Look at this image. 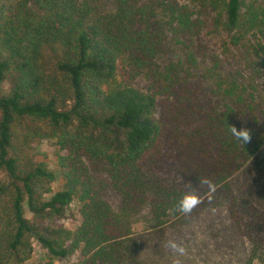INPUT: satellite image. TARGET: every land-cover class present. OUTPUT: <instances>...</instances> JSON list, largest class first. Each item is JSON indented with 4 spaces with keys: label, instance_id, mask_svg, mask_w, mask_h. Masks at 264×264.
Returning a JSON list of instances; mask_svg holds the SVG:
<instances>
[{
    "label": "trees",
    "instance_id": "1",
    "mask_svg": "<svg viewBox=\"0 0 264 264\" xmlns=\"http://www.w3.org/2000/svg\"><path fill=\"white\" fill-rule=\"evenodd\" d=\"M188 1L194 9L168 2V24L179 33L197 34L208 21L235 31L231 43L238 44L243 33L264 32V6ZM116 6L111 15L99 11L97 0H0V264L25 263L34 241L52 258L79 253L78 264H144L130 217L148 203L157 222L168 213L176 225L187 223L200 211L182 213L178 200L208 185L229 192L227 179L264 143L250 132L246 142L233 135L241 102L235 88L223 90L224 100L233 101L225 110L211 106L184 121L201 122L186 130L174 122L179 111L158 116L152 93L119 82L118 60L146 66L159 42L151 40L152 4L116 0ZM187 59L194 64L191 53ZM169 124L177 128L167 133ZM44 140L67 152L57 156L63 180L57 191L54 172L36 157ZM165 140L177 156L179 185L160 176ZM88 163L108 174L122 197L119 210L102 198ZM204 195L198 200L206 203ZM74 199L80 223L70 230L57 220ZM231 217L238 220L235 207ZM254 237L247 264H264V244Z\"/></svg>",
    "mask_w": 264,
    "mask_h": 264
},
{
    "label": "rangeland",
    "instance_id": "2",
    "mask_svg": "<svg viewBox=\"0 0 264 264\" xmlns=\"http://www.w3.org/2000/svg\"><path fill=\"white\" fill-rule=\"evenodd\" d=\"M168 2L194 9L188 0H140V3L154 7L149 22L156 37L151 40L154 43L158 40L159 46L155 47L149 59L151 63L146 66L133 65L128 57L119 59L117 80L152 93L158 116L167 110L179 111L182 117L174 122L180 127L184 121H193L196 115L207 112L211 106L225 110V104H231L232 100H224L223 90L235 88L236 96L241 98L235 107L238 129L246 128L252 140L264 137V32L243 33L238 44L231 43L230 37L237 36L235 31L225 32L208 21L197 34L179 33L175 24H168ZM245 2L264 6V0ZM97 3L102 14L116 12V0H97ZM190 53L194 64L187 59ZM200 125L201 122H195L184 125L183 129L192 130ZM175 128L177 126L169 124L165 131L170 133ZM35 152L37 159L46 162L55 174L54 191L61 189L62 168L57 156L67 152H60L49 140L37 144ZM160 152L163 158L159 171L163 183L169 186L181 184L182 177L176 172L177 156L171 152L167 140ZM88 168L101 184L104 201L119 210L122 197L112 187L108 174L98 171L91 163ZM227 182L230 186L227 193L209 185L198 191L197 198L205 194L203 198L208 201L203 203L199 199L192 210L200 212L182 225H176L168 213L160 221L165 223L160 225L153 218L150 204L142 205L129 219L140 261L144 264H247L254 236H259L264 244V143ZM232 207L237 210V221L231 217ZM78 208V200L74 199L57 222L74 230L80 223ZM172 242L183 251L173 249ZM262 255L260 251L254 262L257 263ZM80 259L79 253L52 258L34 241L32 254L23 264H78Z\"/></svg>",
    "mask_w": 264,
    "mask_h": 264
},
{
    "label": "clouds",
    "instance_id": "3",
    "mask_svg": "<svg viewBox=\"0 0 264 264\" xmlns=\"http://www.w3.org/2000/svg\"><path fill=\"white\" fill-rule=\"evenodd\" d=\"M233 135L241 141H247L249 139V131L246 128L237 129L232 127ZM199 203L198 198L195 194L188 192L185 193L177 202L178 210L182 213L188 214L192 211V209ZM173 249H177L179 251H183L182 248H179L175 242H172L170 245Z\"/></svg>",
    "mask_w": 264,
    "mask_h": 264
}]
</instances>
